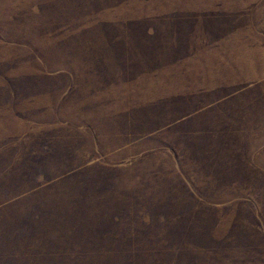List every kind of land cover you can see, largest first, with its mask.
Segmentation results:
<instances>
[{"label":"rangeland","instance_id":"rangeland-1","mask_svg":"<svg viewBox=\"0 0 264 264\" xmlns=\"http://www.w3.org/2000/svg\"><path fill=\"white\" fill-rule=\"evenodd\" d=\"M0 264H264V0H0Z\"/></svg>","mask_w":264,"mask_h":264}]
</instances>
